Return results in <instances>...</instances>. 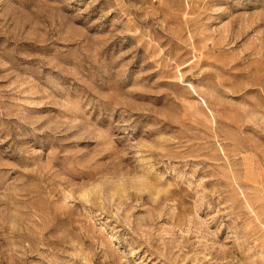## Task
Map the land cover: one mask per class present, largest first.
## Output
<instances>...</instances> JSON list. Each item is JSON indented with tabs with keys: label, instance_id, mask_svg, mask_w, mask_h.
Segmentation results:
<instances>
[{
	"label": "rangeland",
	"instance_id": "rangeland-1",
	"mask_svg": "<svg viewBox=\"0 0 264 264\" xmlns=\"http://www.w3.org/2000/svg\"><path fill=\"white\" fill-rule=\"evenodd\" d=\"M0 264H264V0H0Z\"/></svg>",
	"mask_w": 264,
	"mask_h": 264
}]
</instances>
